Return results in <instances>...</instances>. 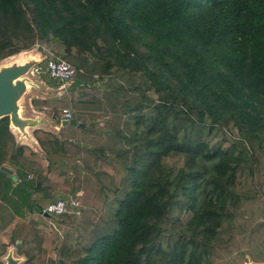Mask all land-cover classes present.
Segmentation results:
<instances>
[{"label": "trees", "instance_id": "16d2710c", "mask_svg": "<svg viewBox=\"0 0 264 264\" xmlns=\"http://www.w3.org/2000/svg\"><path fill=\"white\" fill-rule=\"evenodd\" d=\"M36 41L75 71L31 103L75 124L34 130L40 155L0 118V202L17 186L41 215L63 154L102 205L42 214L66 231L22 239L23 264L264 263V0H0V60Z\"/></svg>", "mask_w": 264, "mask_h": 264}, {"label": "rangeland", "instance_id": "374dc122", "mask_svg": "<svg viewBox=\"0 0 264 264\" xmlns=\"http://www.w3.org/2000/svg\"><path fill=\"white\" fill-rule=\"evenodd\" d=\"M58 50H60V48H58V45L55 42L46 43L36 41L28 49L22 50L14 55L7 56L1 59L0 69L15 62L20 63L23 62V60H28L30 59L29 57H35L34 59L40 60V62L32 68L33 73L32 75L28 73V77H30L34 81H41L46 79L45 75L48 76L45 66L46 60H43L44 56H46L47 58L51 57L52 55L54 56V54L57 53ZM33 91L41 92V89L35 88L33 89ZM29 95L31 97V94L29 92L25 93L19 102L21 106L22 116H27L25 104L28 102ZM86 197H84L82 201H79L78 199L72 197L65 199L76 200L79 202L81 207H101L102 201L97 202L93 198L86 199ZM24 198L25 202H27V198ZM5 201L6 200H4L2 204L0 203V228L14 218L13 235H15V241H11V243L5 247L0 246V264L7 263L6 257L9 254H12L13 258L18 260L17 264H23L26 260V256L17 252L16 243L18 241H21L22 239L31 238L37 229L46 230V228H48L49 226H53L56 227L61 233H64L66 231V228H64L63 226H58L55 223L56 218L54 217H52V219H46L42 216L43 213H41L40 215L35 211H31V209L27 208L23 202L13 205L10 199H7V202ZM8 202H10L11 204ZM46 202L48 201L44 200V202L41 203V210L43 209ZM22 206L26 208H23V210H21L20 208ZM48 264H52L50 260H48Z\"/></svg>", "mask_w": 264, "mask_h": 264}, {"label": "crops", "instance_id": "0c3cea01", "mask_svg": "<svg viewBox=\"0 0 264 264\" xmlns=\"http://www.w3.org/2000/svg\"><path fill=\"white\" fill-rule=\"evenodd\" d=\"M40 83H41L40 88H42L43 91L31 93V97L29 95L28 102L26 103L27 104L26 113L29 115V117L32 120H34L33 122L34 125L32 127L27 128V133H28L27 137H20L16 134L15 139L21 144H24L30 147L34 152L42 155L41 151L43 152V150L41 149L40 144L38 143L37 139L33 135L34 129L39 128L44 131L58 134L60 132L61 124H60V121H57L55 117L49 115L47 112H44L42 108L33 106L31 101L34 99L44 100V99L57 98L61 93L58 95L56 94V90L58 88L54 85L55 82H49V81L47 82L45 80H41ZM53 158L58 163H60V165L63 166V169L65 171V178L71 184L70 188L58 189L59 195H60L59 198L65 199V198L72 197V198L78 199L79 201H82V199H84V197H86L87 195L86 199L93 198L97 202L101 201L100 194L94 182L90 179V177H88L83 172L82 168L76 164L72 156L56 154ZM28 179L29 180L34 179V174L29 173ZM50 186L53 188H56L55 183H51ZM23 196L26 197V193H24L22 189H16L15 186H12L10 190V194L6 198L5 202H7V199L8 200L10 199L13 205L22 203V202L25 204L26 202ZM33 199L40 203V207H41V203L44 202L42 197L38 194H35L33 196ZM0 203L2 204L3 201H1ZM47 203L48 202H46V204ZM46 204H44V206ZM23 208H26V207L22 206L20 209L23 210ZM250 264H264V263H250Z\"/></svg>", "mask_w": 264, "mask_h": 264}, {"label": "water", "instance_id": "95a60500", "mask_svg": "<svg viewBox=\"0 0 264 264\" xmlns=\"http://www.w3.org/2000/svg\"><path fill=\"white\" fill-rule=\"evenodd\" d=\"M46 58L47 57L44 56L43 60H46ZM39 62L40 60L30 58L20 63L15 62L0 69V118H9V128L14 138L16 134L20 137H27V128L34 125V120H32L28 114L27 116H22L19 102L25 93L29 92L31 94L36 92L33 91V89H39L41 87L40 81H34L28 77V73L32 75V68ZM40 89L42 92L43 89ZM60 93L61 89H57L56 94L58 95ZM26 105L27 104H25V109L27 107ZM60 124L61 126H65L67 124H75V121L73 119H61ZM16 142L21 144L18 141ZM41 153L42 155L44 154L42 151ZM47 160L50 162L48 158ZM1 169L12 174V170L5 166H1ZM12 177L15 179L13 174ZM16 244L19 246L21 241H18ZM6 262V264H17L18 260L13 258L12 254H9L6 257Z\"/></svg>", "mask_w": 264, "mask_h": 264}, {"label": "built area", "instance_id": "2783aa9c", "mask_svg": "<svg viewBox=\"0 0 264 264\" xmlns=\"http://www.w3.org/2000/svg\"><path fill=\"white\" fill-rule=\"evenodd\" d=\"M45 66L46 72L50 76V78L58 82V89H61V92L65 91L72 79L75 67L67 61L59 57H54L53 55L46 59ZM62 114L63 119H72V112L70 110L63 109ZM80 208L81 206L76 200H66L64 198H58L56 200L48 202L41 210V213L52 216H60L64 213H72L77 215Z\"/></svg>", "mask_w": 264, "mask_h": 264}, {"label": "bare ground", "instance_id": "6f19581e", "mask_svg": "<svg viewBox=\"0 0 264 264\" xmlns=\"http://www.w3.org/2000/svg\"><path fill=\"white\" fill-rule=\"evenodd\" d=\"M29 58H35V57H29ZM24 61V60H23Z\"/></svg>", "mask_w": 264, "mask_h": 264}]
</instances>
